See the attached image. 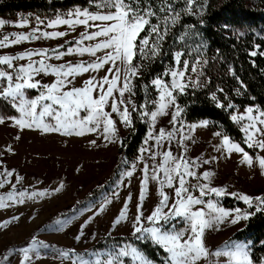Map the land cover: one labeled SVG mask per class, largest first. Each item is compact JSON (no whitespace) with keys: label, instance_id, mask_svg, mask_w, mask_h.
<instances>
[{"label":"snow or ice","instance_id":"1","mask_svg":"<svg viewBox=\"0 0 264 264\" xmlns=\"http://www.w3.org/2000/svg\"><path fill=\"white\" fill-rule=\"evenodd\" d=\"M159 2L160 6L154 8V0H91L95 10L75 8L66 14L57 15L55 19L47 21L36 17L39 25L46 23L48 28L68 25L75 30L77 25H83L86 29L95 30L82 32L79 39L74 42L66 41L69 46L65 51L33 49L17 55H0V65L6 66V69L11 70L0 67V98L8 101L20 113L19 118H6L0 115V124H3L6 119H11L21 128H31L35 125L36 127H43L46 132H58L63 129L66 134L76 131L77 135H84L85 130L89 132L102 130L105 139H110V136H114L117 132L112 113L118 114L125 126H131V113L123 97L126 92L132 93L131 81L140 72V65L134 64L133 60L137 54L142 59L149 58L148 53H151L153 57L157 55L161 42L170 31L169 25L176 24L180 19V11L176 10L174 2H169V0H159ZM184 3L188 7L184 8L183 11L191 12L190 6L194 3V0H184ZM158 13L163 14V18ZM153 18L158 22L152 23ZM9 23L11 22L0 19V28ZM29 23L30 21L27 19L18 21L19 26H25ZM145 30H147L146 35L141 38L140 33L145 32ZM37 33L40 34L37 35ZM68 34L66 31L41 32V29L37 27L29 33L3 35L2 39H0V48L8 47L10 44H19L21 41L29 39L65 37ZM10 37L13 38L10 39ZM183 38L181 37V39ZM150 40L153 41L151 44ZM85 41L96 42L85 45ZM73 43L75 47L71 46ZM59 47L64 48L65 45H60ZM256 47L259 48L258 45ZM49 51L54 54L57 60L74 53L80 55L87 53L95 57V59L91 62L82 61L77 64L67 62L53 65L46 63L47 60L52 59L49 56ZM100 51H103L104 54L97 56ZM257 54L255 50L251 52L253 57ZM259 54L264 55V52ZM34 56H39L41 59L33 60ZM25 59L28 60L26 65L16 66L13 63L16 60ZM175 60L177 64H180V52L175 54ZM105 65H108L106 74L100 79L93 76L86 80L82 87H68L72 83L69 77L74 78L89 71H99ZM120 65L124 66L123 79H121L122 69ZM187 68L188 62L184 61L183 70H170L165 73V75H170L172 78L170 84L159 77L153 79L151 83L159 90V101H152L151 103L157 106L155 110L148 111L146 105H141L144 111L140 115L149 117L151 121L148 139L155 141L153 148L162 147L164 141L171 142L179 134L178 143L182 147V152L180 155H173L170 148L162 152L150 151L147 148L141 149V153L150 152L151 159L154 161L157 156H162V162L155 164L151 168V175H149L150 169L147 163L144 164L142 169L143 179L139 193V201L141 203L137 207L133 235L140 233L141 235L137 236V239L150 238L161 246L168 253L167 264H199V261L207 259L210 255L228 257L227 264H254L248 244L231 242L224 249H218L215 253H210L204 243L206 228L222 224L226 220L231 224H237L241 220H248L250 216L255 215V212L264 211V197H251L231 193V195L243 200L249 208L255 207V212H248L239 208L227 211L211 200L207 202L204 200V197L211 193H215L216 196L224 195L225 189L210 188L207 183L193 185L187 179L188 177H193L199 181L201 178L193 170L194 167H198L196 161H190L184 155L187 152L184 140L190 139V137L183 135L184 125L181 120L183 109L176 103V96L174 95V92L183 93L188 87L185 81H191V77H186L185 75ZM191 70L192 72L197 71L196 67ZM41 74H53L56 79L51 84L42 83L40 80L35 79L36 76ZM109 76H111V79ZM191 83L193 87L199 86L198 80L191 81ZM105 85H107L106 88ZM29 89H39V95L35 98H29L27 96ZM117 91L120 99H117L114 95ZM110 99L111 111H106L105 106L109 104ZM212 99L216 100L215 94H213ZM219 106L224 107L223 104ZM169 107L174 109L169 120L172 128L167 131L164 128H160L157 131L155 128L157 118L169 115L167 111ZM227 107L233 108L234 105L229 103ZM81 110H85L88 113L83 118L80 117ZM132 110H136L134 104H132ZM246 112L249 123L243 126V132L246 136L245 143L249 148L264 150V111L249 107ZM254 112L259 114L253 115ZM45 117L54 118L55 124H44ZM231 118L239 122L245 117L243 115L239 117L234 115ZM208 123V121L201 122L202 126H207ZM178 124L180 125L179 127L176 126ZM192 127L194 128L195 126ZM215 135L222 136V143L216 149L217 151L226 148L228 153H242L241 163H246L249 167L252 166L253 157L244 148L232 142L226 134L222 135V133L217 132ZM147 142L148 140L145 141V144ZM92 143L94 144L95 141ZM140 159H143V156ZM257 159L260 168L264 169V156ZM210 162L209 160L203 161L205 164ZM134 168L135 166L133 165V170ZM161 173L163 174L162 178ZM6 175L11 177L12 172L7 171ZM126 175L131 177L133 172L128 171ZM212 175L213 173L205 171L202 173V178L209 180ZM20 179L23 178L20 177ZM150 179L159 183L160 201L151 214L144 217L140 208L145 199ZM7 182V180L0 182V187H3V184ZM13 187L15 186L13 185ZM60 187H63V185L61 184ZM165 187L172 189L174 195L169 196L165 191ZM59 190L60 188H56L54 191ZM196 191L199 192V195H194ZM43 194L45 193L33 192L31 195L34 197ZM19 195L22 197L24 193L22 192ZM4 199V197H0V207L7 206L3 203ZM7 200L16 201L17 196L9 193ZM127 201H131V194L127 197ZM170 201L171 203H169ZM19 202L22 203L23 200H19ZM197 205H206L207 211L205 207L196 208L195 206ZM164 209H168V211L165 212ZM126 210L127 202L115 224H119L121 220L125 219ZM176 218L182 219L187 226L177 229L176 225L172 223ZM13 219H18V217H13ZM145 222L150 223L151 226L144 227L143 224ZM7 223L6 221L5 225ZM79 238L77 236V240ZM33 242L34 244L36 243L35 238H33ZM29 250V248L21 250L24 252L25 261L30 260ZM63 255L67 256L68 253L64 252ZM124 257H131L135 264H154V261L148 259L142 252L131 245H124L118 250L109 252L107 259L104 260L97 258L90 261L79 256L77 260L79 264H124ZM209 264H212V262L209 261Z\"/></svg>","mask_w":264,"mask_h":264},{"label":"rangeland","instance_id":"2","mask_svg":"<svg viewBox=\"0 0 264 264\" xmlns=\"http://www.w3.org/2000/svg\"><path fill=\"white\" fill-rule=\"evenodd\" d=\"M75 8L84 9L88 7L74 6L57 10L53 13L22 11L17 16H0V19L11 22L0 28V39H2L3 35L10 33H29L37 27L41 29V32L66 31L69 33L65 37H41L40 39L21 41L19 44H10L8 47L0 48V55H17L33 49L65 51L66 49L62 50L59 46L65 45L67 48L69 45L66 44V41L74 42L79 39L82 32L94 31L95 29H86L83 25H77L75 30L68 25L48 28L46 23L39 25L36 17L47 21L55 19L57 15L66 14ZM88 9L95 10L93 7ZM27 12L32 13L34 16L29 18L30 23L28 25L19 26L18 21L21 20L22 14ZM39 34L37 33V35ZM12 38L10 37V39ZM95 42L85 41L84 43L88 45ZM71 46L75 47V44L73 43ZM103 54V51H100L97 56H102ZM49 56L52 59L47 60L46 63L53 65L67 62L77 64L82 61L91 62L95 59V57L87 53L84 55L74 53L57 60L54 54L49 51ZM32 59L39 60L41 57L34 56ZM13 63L16 66L26 65L28 60H16ZM117 63L119 64V62ZM0 67L6 69V66L0 65ZM120 67L122 69L121 79H123L124 66L120 65ZM107 68L108 65H105L99 71H89L74 78L69 77L72 83L68 87H82L84 82L93 76L100 79L106 74ZM6 70L11 71L10 69ZM174 70H183V68L177 65ZM109 78L111 79V76ZM35 79L40 80L42 83L51 84L56 77L53 74H41L36 76ZM168 83L170 84L171 81ZM106 87L107 85H105ZM39 92V89H29L27 96L35 98L39 95ZM114 95L117 99H120L118 91ZM123 99L128 104L131 113V103H129L130 99L127 92L124 94ZM2 100L5 103L4 107L7 106L0 109V115L6 118H19L20 113L8 101ZM154 101H159V90ZM110 104L111 99L109 104L105 106L106 111H111ZM156 106L154 104L153 110H155ZM249 107L257 109L256 106H248L237 109L232 114V116L239 117L243 115L245 117L239 121L242 128L249 123L246 112ZM167 111L169 115L157 118L155 125L157 131L160 128H164L166 131L171 130L172 125L169 120L174 109L169 107ZM87 114V111L81 110L80 117L83 118ZM258 114V112L253 113V115ZM112 118L116 123L117 132L114 136H110V139L104 138L102 130L92 132L85 130L84 135H77L76 131L66 134L63 129L58 132H46L43 127H36L35 125L31 128L25 127L21 131L14 125L1 127L0 124V132L1 129L6 131V137L0 134V174H3L0 175V182L8 181L3 184V187H0V197L5 198L3 203L7 205L0 207V225H4L0 226V264H79L78 256L90 261L97 258L104 260L107 259L109 252L118 250L124 245H131L137 248L149 259L147 254L141 251L133 242H116L111 239L128 236L143 241L150 239H137V236L141 234L133 235V225L137 215V207L141 203L139 201V193L142 187V169L144 164L147 163L149 165V175H151V168L155 164L162 162V156H157L154 161L151 159L150 152L141 153V149L147 148L150 151L162 152L170 148L173 155H180L182 152V147L178 143L180 137L178 134L177 138L171 142L164 141L162 147L153 148L155 141L148 139V133L151 130V121L148 117V131L135 161L124 171L116 186L110 191H101L119 161V148L130 127L125 126L121 122L118 114L112 113ZM10 121L13 120H5V122ZM202 121L186 122L182 120L184 125L183 135L190 137V139L184 140V145L187 147V152L184 155L186 159L196 161L198 167H194L193 170L201 177L199 181L196 178L188 177L190 184L207 183L210 188H223L225 189L224 195L232 196L229 189V181L231 179L248 178L257 182H264V169L260 168L257 159L264 156V150L255 148V155L249 153L253 160L257 162L253 161V165L257 166L258 164L255 168L253 165L249 167L246 163H241L242 153H228L226 148L217 151L216 149L222 143V136H216L215 133L219 131L212 129L209 123L207 126H202ZM43 123L55 124V120L52 117H45ZM176 126L179 127L180 125ZM192 126L195 127L193 128ZM222 135L224 134L222 133ZM146 140H148L147 144H145ZM230 140L239 144L231 138ZM93 141H95L94 144L92 143ZM141 156H143V159H140ZM204 160L211 162L205 164L203 163ZM133 165L135 166L134 170ZM7 171L12 172L11 177L6 175ZM128 171L133 172L131 177L126 175ZM205 171L213 173L209 180L202 178V173ZM239 172H242V175H239ZM162 176L163 174L161 173V178ZM20 177L23 179H20ZM61 184L63 187H60ZM56 188H60V190L54 191ZM45 190L47 191L45 192ZM165 191L169 196L174 195L172 189L165 187ZM22 192L24 195L21 197L19 194ZM33 192L45 194L33 197L31 195ZM106 192L107 194H105ZM9 193L16 195L17 200H7ZM91 194L93 196L99 195L97 198L94 197L95 199L82 201ZM129 194H131V201H127ZM194 195H199V192H194ZM222 196H216L215 193H211L205 196L204 199L208 201L207 199L211 198L219 202V198ZM261 197H264V189H262ZM19 200H23V202L20 203ZM159 201V183L150 179L145 199L140 208L144 217L151 214L159 204ZM126 202V217L119 224H115L121 211L124 210ZM200 207L206 208V205H201ZM101 209L103 210L101 211ZM164 211L167 212L168 209H164ZM13 217H18V219H13ZM6 221L8 223L5 225ZM172 223L179 227L184 224V221L176 218ZM143 226L150 227L151 224L145 222ZM81 232L83 233L82 235ZM77 236L80 237L79 240H77ZM33 238H35V244ZM99 241H104L106 247H99L97 245ZM24 248L30 249L29 261L24 260V252L21 251ZM64 252H67L68 255H63ZM123 260L124 264H135L131 257H124ZM154 264L158 263L154 262ZM254 264H256L255 261ZM260 264H264V261Z\"/></svg>","mask_w":264,"mask_h":264},{"label":"trees","instance_id":"3","mask_svg":"<svg viewBox=\"0 0 264 264\" xmlns=\"http://www.w3.org/2000/svg\"><path fill=\"white\" fill-rule=\"evenodd\" d=\"M169 2H174L176 10L180 11V19L176 24L169 25L170 31L161 42L157 55L153 57L148 53L149 58L142 59L137 54L133 60L134 64L140 65V72L132 79V93H128L132 124L122 139L119 161L101 191H110L116 186L138 155L148 131V117L140 115L144 111L141 105H146L147 110L152 111L154 104L151 102L158 93L151 81L159 77L170 82L171 76L165 73L174 70L177 65L183 68L184 61L188 62L186 77H191V81L198 80L199 86L193 87L191 81L186 80L188 87L185 91L174 92L176 103L183 109L181 120H207L212 129L237 141L248 153L256 154V149L249 148L245 143L241 124L231 117L235 110L248 106H256L264 111V55L259 54L264 52V0H194L190 6L191 12L183 11L188 7L184 0ZM74 6L93 7L91 0H0V16H17L22 11L53 13ZM159 6V0H154L153 7ZM158 15L163 18V14ZM157 22L155 18L152 19V23ZM146 32H141L140 37L143 38ZM152 42L150 40V44ZM61 49L65 50L66 46ZM254 50L258 53L255 57L251 55ZM177 52L181 53L180 64L175 60ZM193 67H196V72H192ZM213 94L216 100L212 99ZM229 103L234 107H227ZM132 104L136 106L135 111ZM221 104L224 107H220ZM4 105L0 98V109ZM98 195L91 194L82 201L95 199ZM219 203L227 209L242 208L255 212V207L249 208L236 196L223 195ZM235 239L250 240L253 260L256 264L262 263L264 211L250 216L246 225L234 233L229 241ZM111 240L133 242L152 261L158 264L168 262V253L152 239L143 241L128 236ZM97 245L106 247L104 241H99Z\"/></svg>","mask_w":264,"mask_h":264},{"label":"crops","instance_id":"4","mask_svg":"<svg viewBox=\"0 0 264 264\" xmlns=\"http://www.w3.org/2000/svg\"><path fill=\"white\" fill-rule=\"evenodd\" d=\"M4 125H14L17 128H19L21 131L24 130V128H21L19 126H17L16 124H14L13 121L10 122H5L3 124H1V127ZM1 135L6 137V131L3 129H1L0 132ZM254 162H256V160H253ZM257 163V162H256ZM253 165V164H252ZM258 166V164H257ZM255 165H253V167H257ZM239 175H242V172H239ZM229 189L231 191V193H237L238 195H248L251 197H256V196H261L262 195V189H264V182H257L255 180H251V179H231L229 181ZM233 196V195H232ZM205 200V199H204ZM207 200H211L214 203H217L218 206L224 208L223 206H221L219 204L218 201H216V199H207ZM207 202V201H206ZM201 205H197L195 206L196 208H199ZM227 211H233L234 209H226ZM241 209V208H239ZM205 210L207 211V208H205ZM243 210V209H242ZM247 223V220H241L239 223L237 224H231L230 222H228L227 220L222 223V224H218V225H213V227L210 228H206L205 232H204V243L206 245V247L209 249L210 253H215L216 250L218 249H224L226 245L231 244V242H238V243H245L249 245L250 248V255H251V244L252 242L250 240H230V237L239 229L243 228ZM187 225L184 224L182 226L177 227V229L186 227ZM209 261L212 262V264H227L228 261V257L226 256H215V255H210L207 259H202L201 261H199V264H209Z\"/></svg>","mask_w":264,"mask_h":264},{"label":"built area","instance_id":"5","mask_svg":"<svg viewBox=\"0 0 264 264\" xmlns=\"http://www.w3.org/2000/svg\"><path fill=\"white\" fill-rule=\"evenodd\" d=\"M34 15L32 13H23L22 16H21V19H27L29 20V18H32Z\"/></svg>","mask_w":264,"mask_h":264}]
</instances>
